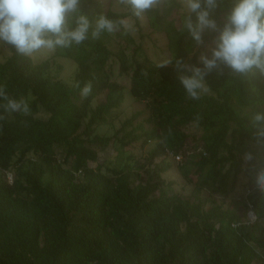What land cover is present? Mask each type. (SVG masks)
<instances>
[{"label": "trees", "instance_id": "16d2710c", "mask_svg": "<svg viewBox=\"0 0 264 264\" xmlns=\"http://www.w3.org/2000/svg\"><path fill=\"white\" fill-rule=\"evenodd\" d=\"M232 3L222 0L211 12L219 26ZM81 11L92 20L134 17L112 0H82ZM183 15L180 7L147 14L144 31L134 17L139 42L121 27L44 58L5 44L0 85L30 114H8L0 99V264H264V198L254 185L264 145L245 116L264 102V77L213 70L208 92L189 98L178 76L191 72L175 62L202 68L204 47L218 33L205 30L197 44L181 31ZM153 34L165 39L158 47L169 51L165 61L144 43ZM116 62L130 75L128 93L147 100L150 114L137 123V111L114 134L101 133L126 99L125 86L111 79ZM88 83L92 91L82 98ZM136 143L152 145L143 161L131 151ZM110 144L119 160L108 173L91 162ZM245 153L254 159L246 162ZM174 168L184 183L166 176Z\"/></svg>", "mask_w": 264, "mask_h": 264}, {"label": "clouds", "instance_id": "9594fccd", "mask_svg": "<svg viewBox=\"0 0 264 264\" xmlns=\"http://www.w3.org/2000/svg\"><path fill=\"white\" fill-rule=\"evenodd\" d=\"M82 0H0V42L10 45L15 53L31 57L41 50L70 48L84 41L99 39L104 33H114L127 26L125 18L112 19L99 14L94 20L81 11ZM137 19L152 12L180 7L184 9L181 31H187L197 42L202 43L205 30L218 33L211 55H201L203 67L187 66L177 60V68H184L191 75H179L181 85L189 98L200 99L201 91H207L205 77L213 70L230 69L234 77L246 76L254 70L264 77V0H233L222 26L211 18V12L222 0H117ZM195 16V22L193 21ZM169 63H163L164 66ZM79 87V84L76 85ZM92 91L91 83L80 91L87 98ZM0 99L6 101L4 111L8 114H30L24 99L9 98L0 85ZM254 129V139L264 145V102L245 113ZM0 116V119H3ZM244 159H254L245 153ZM254 185L264 198V163L254 169ZM251 221L257 213L250 211Z\"/></svg>", "mask_w": 264, "mask_h": 264}, {"label": "rangeland", "instance_id": "374dc122", "mask_svg": "<svg viewBox=\"0 0 264 264\" xmlns=\"http://www.w3.org/2000/svg\"><path fill=\"white\" fill-rule=\"evenodd\" d=\"M109 0H105V2L107 3ZM112 6L114 9L122 11V10H127L125 7L121 6L117 0H112ZM175 15V14H174ZM127 26L126 28L130 29L132 34L136 37V39L138 40V42L141 40V33H142V29L144 30H148V24L146 21V16L142 17V25L143 28L140 29V27L136 24V21L134 19V17H130L127 20ZM155 35L153 34L151 38H146L144 40L145 45H148L151 54H153V50L155 49L156 51V55H158L157 57H155L156 60L158 61H165L168 57H169V51L168 50H161L159 47L160 44H164L165 39L164 38H160L159 40L154 39ZM216 40V39H215ZM215 40L213 43H208L205 47H204V53L202 55H208L211 54V49L213 47H215ZM158 44L157 47L154 46V44ZM154 47V48H153ZM199 45H197L194 48V51H192L190 53V56L194 54V52L196 51V49H198ZM153 48V49H152ZM53 50H41L40 52L34 53L32 56L34 58L40 57V58H44L46 57L48 54H50ZM10 54V50L9 48L5 45V43L0 42V61L4 60L8 55ZM201 57V56H200ZM115 64V69H114V73L111 75V79L112 80H116L119 83H121L122 85L125 86V90H126V99L123 102L122 106L117 109V111L114 113V125L113 124H105L104 126H101L98 131L101 133H109V134H114V132L116 131V129H118L121 124L122 121L126 118L131 116L133 113L137 112V111H143L142 114L140 115V117L137 120V123L145 120L149 114H150V110L148 108V101L147 100H135L133 99V97L130 96V94L128 93V88L131 85V80H130V75H122L120 74V68H119V63L116 62ZM192 64V61L189 62V65ZM67 68L64 70L63 75L64 76H68L70 75L71 71H72V67L73 64L72 63H68L67 64ZM206 87V86H205ZM202 92H208L207 91H202ZM151 144H148L145 146V148H141L140 147V143H136L134 144V148L133 150H131L132 152H134L141 161L144 160V154L146 153L147 150H149L151 148ZM180 157H177L176 159H179ZM119 160V153L118 150L114 148L113 145H109L107 146L103 151H101L99 153V157L98 160L95 162H91L92 165H97L98 163H102L103 164V171L110 173L112 171V168L115 167L117 165V161ZM8 175L10 176V180H13L14 177V173L13 172H8ZM167 177L175 179L176 181H178L179 183H184V178L182 177L181 174H179V172L177 171V169H172L170 172H168L166 174ZM247 177L246 176H241V181L239 183L238 189L235 192V194H240L241 192L244 191V183L247 182ZM188 187L186 189L185 192H188ZM215 197L217 199H221L222 195L221 194H215ZM252 211V210H250ZM249 211V212H250Z\"/></svg>", "mask_w": 264, "mask_h": 264}, {"label": "built area", "instance_id": "2783aa9c", "mask_svg": "<svg viewBox=\"0 0 264 264\" xmlns=\"http://www.w3.org/2000/svg\"><path fill=\"white\" fill-rule=\"evenodd\" d=\"M8 177L10 178V176L8 175ZM10 180V179H9ZM11 181V180H10Z\"/></svg>", "mask_w": 264, "mask_h": 264}]
</instances>
